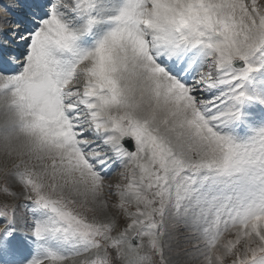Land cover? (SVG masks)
<instances>
[{"label": "snow or ice", "instance_id": "6c2138e0", "mask_svg": "<svg viewBox=\"0 0 264 264\" xmlns=\"http://www.w3.org/2000/svg\"><path fill=\"white\" fill-rule=\"evenodd\" d=\"M5 10L20 26L0 18V91L54 155L47 190L0 174V264H109L125 244L137 264H169L181 225L200 264H264V127H231L264 69V0Z\"/></svg>", "mask_w": 264, "mask_h": 264}, {"label": "clouds", "instance_id": "9594fccd", "mask_svg": "<svg viewBox=\"0 0 264 264\" xmlns=\"http://www.w3.org/2000/svg\"><path fill=\"white\" fill-rule=\"evenodd\" d=\"M27 120L28 117H21L19 114L17 98L10 92L0 91V174L11 175L17 171H26L47 190V161L54 152L43 145L38 135L22 128V124ZM143 254V249L125 244L109 264H137V258ZM155 264L159 262L156 261Z\"/></svg>", "mask_w": 264, "mask_h": 264}, {"label": "rangeland", "instance_id": "374dc122", "mask_svg": "<svg viewBox=\"0 0 264 264\" xmlns=\"http://www.w3.org/2000/svg\"><path fill=\"white\" fill-rule=\"evenodd\" d=\"M246 2H247V0H246ZM6 4L7 5H9V4L18 5V1L17 0H0V12L1 13L3 12V14H6V12H9V11H4ZM8 16L6 14L5 18L7 20L16 21V19H17L16 15L10 16V14H9ZM9 27L16 28L15 22L11 23L9 25ZM263 71H264V69H262V72ZM260 73L261 72L259 71L258 73L254 74L248 82L251 83L250 87L254 91V94H255L254 98L257 97V99L261 103V106H258L257 103L252 101V100H245L240 106V111H241L240 118L244 117L246 110H247V112H250L255 116H257L262 110H264V103H262V101H264V93L261 91V89L259 87V84L262 82V79L257 80ZM249 109H250V111H249ZM251 111H253V112H251ZM231 127L234 131L239 126H238V124L237 125L232 124ZM261 127H264V120L263 119L260 121V124L258 126H256L254 129L248 130V131L241 129L239 133L234 134V135L239 140H246L248 137H250L253 134L254 130L259 129ZM240 128H241V126H240ZM120 171H122V170H118L116 172V174L112 177L113 179L110 181L111 183L115 184V183L121 182V177L119 174ZM186 221H187L188 225H191L193 223L191 218H188ZM183 230L184 231L187 230L185 232L186 233L188 232V235H186V236L182 235L181 236L180 234H176L175 230H171L168 233V235L165 237V240H164L165 259L169 262V264H184V263L185 264H200V260L195 258V255H194L195 251H193V250H195V248H194L195 245H197L199 243V241H197L194 238L193 233L190 232L188 229L183 227ZM181 238H184V240H182Z\"/></svg>", "mask_w": 264, "mask_h": 264}, {"label": "bare ground", "instance_id": "6f19581e", "mask_svg": "<svg viewBox=\"0 0 264 264\" xmlns=\"http://www.w3.org/2000/svg\"><path fill=\"white\" fill-rule=\"evenodd\" d=\"M13 5V4H12ZM6 17V14H3V12L1 13L0 12V18H4V19H6L5 18ZM261 73L259 74V77H258V79L257 80H261L262 79V82L259 84V87H260V85H263L264 84V71L262 72V70L260 71ZM251 84V83H250ZM260 89H261V91L264 93V87H260ZM248 93L250 94V95H254L255 96V94H254V91L249 87L248 88ZM255 98H257V97H255ZM248 102V101H247ZM246 102V103H247ZM246 105V104H245ZM254 105V104H253ZM251 109V108H250ZM250 109H249V111H250ZM255 110V109H254ZM257 110V109H256ZM244 112V111H243ZM245 112H247V110L245 111ZM251 112H253V111H251ZM185 223H187V221H185ZM181 229V230H180ZM183 226L181 225L178 229H175V233L176 234H180L181 236L182 235H184V236H186V235H188V232L186 233L185 231H187V230H183ZM180 238V237H179ZM182 240H184V238H181ZM186 241V240H185ZM195 248V247H194ZM193 251H195V250H193ZM192 251V252H193ZM191 261V260H190ZM185 264V263H184Z\"/></svg>", "mask_w": 264, "mask_h": 264}]
</instances>
